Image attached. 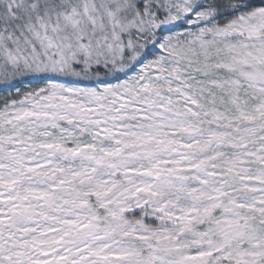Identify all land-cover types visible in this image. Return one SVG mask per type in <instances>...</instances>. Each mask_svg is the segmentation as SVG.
Returning <instances> with one entry per match:
<instances>
[{
  "label": "rangeland",
  "instance_id": "1",
  "mask_svg": "<svg viewBox=\"0 0 264 264\" xmlns=\"http://www.w3.org/2000/svg\"><path fill=\"white\" fill-rule=\"evenodd\" d=\"M20 1L0 264H264V0Z\"/></svg>",
  "mask_w": 264,
  "mask_h": 264
},
{
  "label": "trees",
  "instance_id": "2",
  "mask_svg": "<svg viewBox=\"0 0 264 264\" xmlns=\"http://www.w3.org/2000/svg\"><path fill=\"white\" fill-rule=\"evenodd\" d=\"M7 2L0 0V89L11 85L13 82H19L18 80L20 79L12 75L13 69L9 68L12 65L4 56L6 51L11 52V50L20 46V54L24 53V50L27 52V42L31 41V36L25 27L26 22L15 19L16 15L13 14L18 7L17 5L22 1L11 0V4H7ZM63 7L64 5L60 9L61 11ZM122 43H124L123 46L127 44L123 39ZM91 75L93 77L94 72H91ZM110 220L115 221V219Z\"/></svg>",
  "mask_w": 264,
  "mask_h": 264
}]
</instances>
